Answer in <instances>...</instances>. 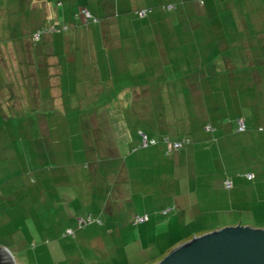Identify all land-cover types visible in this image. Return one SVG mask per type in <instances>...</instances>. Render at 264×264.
<instances>
[{
	"label": "crops",
	"instance_id": "obj_1",
	"mask_svg": "<svg viewBox=\"0 0 264 264\" xmlns=\"http://www.w3.org/2000/svg\"><path fill=\"white\" fill-rule=\"evenodd\" d=\"M11 4L0 9L20 17L15 36L0 24V204L27 175L35 195L56 189L54 206L71 193L93 208L101 224L80 226L75 207L66 227L92 252L112 243L125 251L111 260L153 264L264 202V0ZM46 26L59 29L35 40Z\"/></svg>",
	"mask_w": 264,
	"mask_h": 264
},
{
	"label": "rangeland",
	"instance_id": "obj_2",
	"mask_svg": "<svg viewBox=\"0 0 264 264\" xmlns=\"http://www.w3.org/2000/svg\"><path fill=\"white\" fill-rule=\"evenodd\" d=\"M6 2L7 8L13 10L11 0H0V9L4 8L2 5L6 6ZM7 11L0 13V24L5 27L2 29V34L5 35L3 37H8L7 32L9 31L13 33L15 29L13 26L20 22L17 12ZM19 15L24 18L25 14L21 13ZM6 24L11 27L6 29ZM48 26L39 30L41 31V36L45 33H51V31L55 32L51 28L47 29ZM13 35L15 36L16 34L13 33ZM189 64L186 65V68ZM180 67L182 68V66ZM22 133L23 130L20 129V134ZM260 155L262 161L263 156L262 154ZM16 159L20 161L22 157H14L15 161ZM261 165H263L262 162ZM0 182H2V178H0ZM16 187H20V189L9 200L10 205L8 206V203L0 204V244L10 247L7 250L13 257L15 264H129L135 261L133 258H124L126 257L125 254L123 256L124 261H122V258L111 260L117 253H123L125 251L124 247L118 249L115 253L114 251L116 250L112 249L114 246L110 243V245L107 244L110 250L108 253L101 251L92 252L90 244L86 243L82 238L77 240V237L73 238L65 235L66 227H69V211L78 214L76 207L81 211L80 216L86 217L93 209L87 202L82 205H72L69 203V198L72 195L70 193L66 198V204L61 202V207H56L54 206V200L57 196L56 189L39 191V194H41L35 195L27 175H20L16 179L14 178L12 186L7 187L6 191L14 192ZM64 191L60 190V193L65 194L66 192ZM84 191L86 193L89 192V190ZM95 191L94 194H96ZM18 199L19 202H17ZM67 209L69 210L65 212ZM240 221L243 226L264 229V202H261L259 208H256L253 213L243 215ZM39 225L45 228L44 231L39 228ZM61 226L62 230L58 231V227ZM15 229H18V232L16 231L15 233ZM6 238L7 240H5ZM12 244H16L20 248L13 247ZM131 247L128 246V248Z\"/></svg>",
	"mask_w": 264,
	"mask_h": 264
},
{
	"label": "water",
	"instance_id": "obj_3",
	"mask_svg": "<svg viewBox=\"0 0 264 264\" xmlns=\"http://www.w3.org/2000/svg\"><path fill=\"white\" fill-rule=\"evenodd\" d=\"M0 264H15L1 247ZM153 264H264V229L238 224L194 236Z\"/></svg>",
	"mask_w": 264,
	"mask_h": 264
},
{
	"label": "built area",
	"instance_id": "obj_4",
	"mask_svg": "<svg viewBox=\"0 0 264 264\" xmlns=\"http://www.w3.org/2000/svg\"><path fill=\"white\" fill-rule=\"evenodd\" d=\"M164 10H167V11H170V10H173L175 9V5H172V4H169V5H166L163 7ZM149 12L148 9H143L141 11H139V15L141 17H144L146 16V14ZM78 17L81 18V19H86V18H89V13L86 9H81L79 14H78ZM56 28L55 27H52L51 30H55ZM64 29H66L64 27ZM41 37V31H37L35 34H34V39H39ZM245 130V125L243 122L239 121L238 122V127H237V131L238 132H243ZM154 143L152 140H147L146 136H143L142 137V142H141V145L143 147L149 145V144H152ZM182 147V143L181 142H176V143H172L168 149V152H172V150H177V149H180ZM245 178L247 180H252L253 178V175L251 173H247L245 174ZM224 185H225V188L227 189H230L231 188V182L230 180H226L224 182ZM168 211H170V209H167L166 211L163 212V214H166ZM147 220V216L146 215H143V216H136L135 217V224H142L144 223L145 221ZM92 222V219L90 217H88L86 220H81L79 219L78 220V224L81 226V225H85V224H88V223H91ZM97 223H100L99 221H97ZM66 234L67 235H71L73 234L71 230H67L66 231Z\"/></svg>",
	"mask_w": 264,
	"mask_h": 264
},
{
	"label": "trees",
	"instance_id": "obj_5",
	"mask_svg": "<svg viewBox=\"0 0 264 264\" xmlns=\"http://www.w3.org/2000/svg\"><path fill=\"white\" fill-rule=\"evenodd\" d=\"M149 10V12L151 11L150 9H148ZM139 11H141V10H139ZM80 12V11H79ZM148 12V13H149ZM147 13V14H148ZM146 14V15H147ZM138 16L139 17H141L140 15H139V12H138ZM145 17V16H144ZM88 20V18H86L84 21H87ZM66 29H67V27L66 26H64ZM64 27H62L61 29L62 30H64L65 31V29H64ZM57 29H59V28H56L55 30H57ZM147 140L149 141V139L147 138ZM154 143H152V144H155V141L154 140H152ZM141 142H142V140H141ZM152 144H149V145H152ZM146 215V214H145ZM137 216H143V215H137ZM88 217H90V216H87L86 218H81V220H86ZM136 217V216H135ZM91 219H92V222L91 223H93V222H95V223H97V221H99L100 223H97V224H101L102 222L100 221V220H98V219H93L92 217H90ZM91 223H88V224H91ZM88 224H85V225H81V226H86V225H88ZM67 231V230H66ZM66 231H65V235H67L66 234ZM73 233V232H72ZM69 236H72V237H74V234H71V235H69Z\"/></svg>",
	"mask_w": 264,
	"mask_h": 264
}]
</instances>
